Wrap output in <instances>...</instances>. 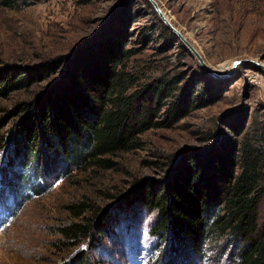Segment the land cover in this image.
<instances>
[{"label":"rangeland","instance_id":"obj_1","mask_svg":"<svg viewBox=\"0 0 264 264\" xmlns=\"http://www.w3.org/2000/svg\"><path fill=\"white\" fill-rule=\"evenodd\" d=\"M157 1L217 74L201 66L149 0H0V75L39 66L81 43L121 32L127 46L138 49L130 64L140 73L139 81L166 75L181 84L208 83L215 93L214 100L174 125L141 133V144L115 153L110 167H70L71 172L46 179L16 163L14 170L22 176L12 174L14 189L3 182L2 167L13 150V124L24 115L17 114L16 104L54 82L62 70L28 89L0 94V264H69L83 250L96 264H235L234 245L223 240L201 255L182 252L166 261V240L153 230L158 211L139 209L125 216L119 196L134 190L136 181L169 178L182 160L200 159L212 147L228 152L264 120V69L259 66L264 65V0ZM238 58L252 61L234 68ZM30 182H43L40 193ZM83 201L110 213L121 205L112 230L94 234L97 246L88 247L89 238L68 245L60 232L63 225L83 220L71 207ZM260 214L264 220V197Z\"/></svg>","mask_w":264,"mask_h":264},{"label":"trees","instance_id":"obj_2","mask_svg":"<svg viewBox=\"0 0 264 264\" xmlns=\"http://www.w3.org/2000/svg\"><path fill=\"white\" fill-rule=\"evenodd\" d=\"M137 52L127 46L125 33L118 32L81 43L72 53L39 66L0 75V94H4L28 89L62 70L54 82L16 104L17 114L24 115L13 124V150L11 147L2 167L3 182L9 189L16 186L12 174L22 176L14 170L16 163L46 179L49 174L71 172L70 167H110L115 153L141 144L144 131L172 126L191 110L214 100L208 83L181 84V79L152 74L139 81L140 73L130 64V57ZM254 126L228 152L212 147L200 159L189 157L178 163L172 178L157 183L136 181L134 190L119 196L125 216L137 215L139 209L158 211L153 230L160 240H166V261L182 256V252L201 255L223 240L234 245L235 264H264V220L260 214L264 120ZM29 184L35 193L44 186L43 182ZM71 207L83 220L63 225L60 232L69 239L68 245L89 238L88 247H92L98 242L94 234L112 230L121 205L111 213L85 201ZM87 210L92 215L86 214ZM69 264L96 261L83 250Z\"/></svg>","mask_w":264,"mask_h":264},{"label":"water","instance_id":"obj_3","mask_svg":"<svg viewBox=\"0 0 264 264\" xmlns=\"http://www.w3.org/2000/svg\"><path fill=\"white\" fill-rule=\"evenodd\" d=\"M155 7L159 17L161 20L165 23V25L181 40L183 45L193 54L198 61L200 62L201 66L206 69L208 72L212 74H217L215 69L209 65V63L206 61L203 54L199 51V49L195 46V44L183 33L181 29H179L173 21L165 14L163 8L159 5L157 0H149ZM251 59H245V58H238L233 60V67H237L238 64L250 62ZM260 67L264 69L263 64H259Z\"/></svg>","mask_w":264,"mask_h":264},{"label":"bare ground","instance_id":"obj_4","mask_svg":"<svg viewBox=\"0 0 264 264\" xmlns=\"http://www.w3.org/2000/svg\"><path fill=\"white\" fill-rule=\"evenodd\" d=\"M166 14V13H165ZM167 15V14H166Z\"/></svg>","mask_w":264,"mask_h":264}]
</instances>
